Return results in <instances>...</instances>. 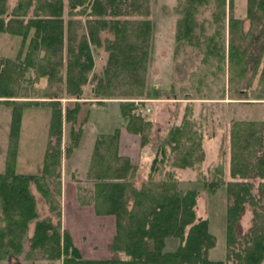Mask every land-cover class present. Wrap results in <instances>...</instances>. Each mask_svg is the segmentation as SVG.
Returning <instances> with one entry per match:
<instances>
[{
    "label": "trees",
    "instance_id": "1",
    "mask_svg": "<svg viewBox=\"0 0 264 264\" xmlns=\"http://www.w3.org/2000/svg\"><path fill=\"white\" fill-rule=\"evenodd\" d=\"M177 1V49L198 48L202 62L223 72L226 67L231 98H248L254 80L259 78L254 96L264 99V64L260 69L264 58V0H247L246 17L235 14V0H215L210 20L199 18L210 0ZM68 6L70 17L66 20V0H17L13 5L0 0V32L22 37L15 57L0 55V103L12 108L9 155L5 170L0 172V264L21 256L23 264H262L264 120L230 123L229 170L225 172L218 164L214 167L218 177L204 181L212 191L224 186L229 199L226 258L211 260L209 251L217 239L210 231L209 219L197 216L200 191L183 188L176 176L180 170L197 169L205 161V134L197 130L187 107L183 121L173 124L164 137L154 141L151 135L154 119L146 105L152 100L151 96L143 97L154 34L150 0H68ZM76 15L85 16V20ZM246 18L250 21L248 30ZM104 31L113 37L103 39ZM93 46H103L108 52L94 94L100 104L106 103V98H126L120 100L126 119L122 127L140 137L142 161L150 165L146 166L149 178L138 184L139 163L120 151L121 127L97 136L87 179L78 183L77 198L80 204L93 205L98 215L112 214L116 219V234L109 246L112 256L97 260L85 258L63 228L58 197L63 156L69 157L81 140L82 130L74 129L81 103L76 100L73 107L64 109L61 98L65 96L58 92L43 96L57 98L52 100L18 99L36 97L25 90L41 80L50 85L65 84L68 97L82 98L95 66ZM225 93L218 98L224 99ZM40 104L51 108L43 170L38 174L18 173L15 168L23 110ZM65 122L72 124V140L64 150ZM168 148L173 154L172 171L155 179ZM145 154L149 159L145 160ZM81 183L92 188L82 190ZM33 185L49 202L57 222L50 217L40 219ZM248 207L253 213L252 226L244 232L241 219ZM34 221V233L29 237ZM171 237L179 243L167 249Z\"/></svg>",
    "mask_w": 264,
    "mask_h": 264
},
{
    "label": "rangeland",
    "instance_id": "2",
    "mask_svg": "<svg viewBox=\"0 0 264 264\" xmlns=\"http://www.w3.org/2000/svg\"><path fill=\"white\" fill-rule=\"evenodd\" d=\"M16 2L17 0H9L11 5ZM177 3V0H150L149 18L154 24V34L143 97L151 96L149 100L152 102L147 103L146 106L150 108L149 116L154 119L151 133L154 141H157L160 136L164 137L173 124L183 121L187 107L192 111L191 119L195 122L197 130L205 134V161L197 169L180 170L176 176L181 180L183 188H197L200 191L196 206L197 216L209 219L210 231L217 239L215 247L209 251V257L211 260H224L227 253L226 212L229 199L224 186L212 191L205 187L204 181L218 177L219 174H216L214 169L218 164L224 166L225 172H228L230 157L228 127L234 120H264V99H256L254 96L259 86V78L254 80L248 98H231L228 92L229 78L226 67L223 72L215 66L202 62V51L198 48L184 46L177 49L175 37L179 18L176 11ZM234 7L237 16L246 17L247 0H235ZM214 9L215 0H210L209 4L202 9L199 18L210 20ZM68 12L69 6L66 0V20L70 17ZM74 17L85 20V16ZM249 28L250 21L246 18L245 29ZM108 37L112 38L113 35L104 31L102 38ZM21 42L22 37L18 35L0 32V55L15 57ZM93 52L95 66L89 73V82L83 87L82 98L68 97L65 84L50 85L46 80H41L25 90L29 96L36 97L18 99L52 100L57 98L43 96L58 92L61 96H65L61 98L64 109L67 106L73 107L76 100L81 103V111L74 127L76 130H82L81 140L79 145L73 148L69 157L63 156L61 194L58 197L61 201L63 228L71 234L74 244L85 258L97 260L112 256L109 246L116 234L115 216L98 215L93 205L89 207L88 204H80L79 201L72 200L71 195L75 192L78 198V183L87 179L88 153L95 145L96 135L103 132L111 133L116 127L123 128L122 126L126 123L120 105V100L124 101L126 98H106V103L98 102L100 98L94 94V86L103 75L108 52L103 46H93ZM263 64L264 58L260 69L263 68ZM224 91L225 98H218ZM50 117L51 108L46 104L30 105L24 108L15 168L18 173L42 172L49 137ZM11 119V106L0 103V172L4 171L7 165ZM71 131L72 124L65 122L62 136L64 150L72 140ZM156 146L154 142V147ZM152 148L150 145L151 151ZM171 153L168 148L164 163H159L161 170L156 172L155 179L164 178L169 171H172L170 170L173 155ZM132 158L136 163L139 161L137 150L133 151ZM167 158L170 160L167 161ZM140 160L136 177L138 184L149 178L146 166L150 165L142 161V156ZM226 177L229 178V176ZM65 180L66 188H64ZM80 185L82 190L92 188L87 183ZM32 188L37 198L40 219L50 217L57 222L58 217L51 210L49 202L34 185ZM252 217V209L248 207L241 219L244 232L252 226ZM29 228L28 236L31 237L34 233L35 221ZM178 243L177 238L171 237L167 239L166 247L174 249ZM27 246L28 241H26V248ZM122 256L124 257L123 254ZM3 264H23V258L22 256L14 257L4 260Z\"/></svg>",
    "mask_w": 264,
    "mask_h": 264
},
{
    "label": "crops",
    "instance_id": "3",
    "mask_svg": "<svg viewBox=\"0 0 264 264\" xmlns=\"http://www.w3.org/2000/svg\"><path fill=\"white\" fill-rule=\"evenodd\" d=\"M104 133V132H103ZM101 134V133H98L95 137V139L97 138V136ZM94 139V140H95ZM134 150H137L138 151V156H139V162L140 163V156H141V145H140V138L135 135V134H132V133H129L127 130H124L121 128V136H120V151L128 156L131 157L132 160H134L132 157H133V151ZM92 151H93V146L90 148V151H89V157L87 159V165L89 166V163H90V158H91V155H92ZM145 159H149V155L148 154H145L143 155ZM66 180L64 181V188H66ZM72 200H75V201H78L77 199V195L76 193L74 192L72 195ZM75 203V202H74ZM89 207H91V205H88ZM91 211V210H90ZM94 212V211H93ZM95 213V212H94Z\"/></svg>",
    "mask_w": 264,
    "mask_h": 264
}]
</instances>
